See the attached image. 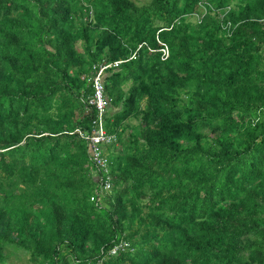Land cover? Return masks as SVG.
<instances>
[{"label": "trees", "instance_id": "16d2710c", "mask_svg": "<svg viewBox=\"0 0 264 264\" xmlns=\"http://www.w3.org/2000/svg\"><path fill=\"white\" fill-rule=\"evenodd\" d=\"M261 117L264 0H0V264H264Z\"/></svg>", "mask_w": 264, "mask_h": 264}, {"label": "built area", "instance_id": "2783aa9c", "mask_svg": "<svg viewBox=\"0 0 264 264\" xmlns=\"http://www.w3.org/2000/svg\"><path fill=\"white\" fill-rule=\"evenodd\" d=\"M120 62L107 63L101 62L93 64L90 73L83 76L92 88V94L83 101L87 107H93L96 112L95 119L92 121L93 129L90 133H81V137L88 141L90 147V161L98 172V190L100 192H107L111 188L110 176V162L106 156L105 149L113 143V136L108 134L104 126V117L106 116V109L108 101L105 95V76L111 67H117ZM90 201H96L95 196L90 197ZM128 245L124 242L115 244L108 252V256L115 255L118 251H125ZM102 257L97 264H102L104 258Z\"/></svg>", "mask_w": 264, "mask_h": 264}, {"label": "rangeland", "instance_id": "374dc122", "mask_svg": "<svg viewBox=\"0 0 264 264\" xmlns=\"http://www.w3.org/2000/svg\"><path fill=\"white\" fill-rule=\"evenodd\" d=\"M162 53H163L164 57H166L168 55V51L166 49H163ZM143 97H146V95L144 94ZM141 105H143L142 101H141L139 109H142ZM117 109L118 108H116L114 110H117ZM185 116L186 115H183V117H185ZM260 119L262 120V119H264V117H261ZM104 122H105V117H104ZM127 123H129V124H126V125H131L134 127L137 123H139V120L130 119L127 121ZM130 131H131L130 128H125L123 131V134L121 136V140L125 141L128 138ZM75 132L78 133L79 136L81 137V131H75ZM110 135L113 136V138H114V140H113L114 144L113 145H116L117 144L116 143V136L114 134H110ZM5 247H6L5 253L7 256L6 257L7 261L5 264H33L30 262L28 251L24 247L14 245V244H8V243L5 245Z\"/></svg>", "mask_w": 264, "mask_h": 264}]
</instances>
